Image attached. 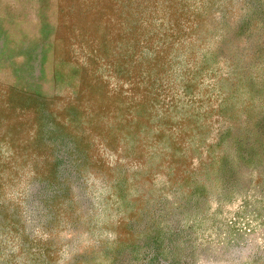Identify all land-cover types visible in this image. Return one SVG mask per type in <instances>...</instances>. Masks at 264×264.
I'll list each match as a JSON object with an SVG mask.
<instances>
[{"label":"rangeland","instance_id":"rangeland-1","mask_svg":"<svg viewBox=\"0 0 264 264\" xmlns=\"http://www.w3.org/2000/svg\"><path fill=\"white\" fill-rule=\"evenodd\" d=\"M0 264H264V0H0Z\"/></svg>","mask_w":264,"mask_h":264}]
</instances>
